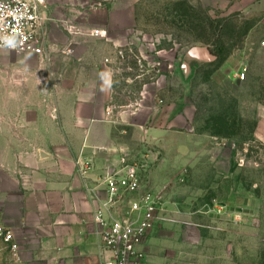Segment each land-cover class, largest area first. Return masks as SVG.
<instances>
[{"label":"rangeland","instance_id":"rangeland-1","mask_svg":"<svg viewBox=\"0 0 264 264\" xmlns=\"http://www.w3.org/2000/svg\"><path fill=\"white\" fill-rule=\"evenodd\" d=\"M249 1L48 0L45 56L0 54V66L22 62L36 77L46 72L38 67L62 70L88 47L110 73L116 124L153 109L161 123L175 111L180 127H190L175 159L198 158L196 173L169 163L166 140L146 151L165 198L147 242L153 264H263L264 16L249 12ZM205 47L216 60L190 56Z\"/></svg>","mask_w":264,"mask_h":264},{"label":"crops","instance_id":"crops-1","mask_svg":"<svg viewBox=\"0 0 264 264\" xmlns=\"http://www.w3.org/2000/svg\"><path fill=\"white\" fill-rule=\"evenodd\" d=\"M249 12L264 16V0H250ZM84 48L62 70L53 62L38 67L46 71L41 76H28L31 67L22 62L0 66V225L20 245L17 260L0 240V264H101L95 219L107 199L101 175L118 169L126 155L145 156L150 167L146 151L161 139L173 167L189 165L193 174L201 163L175 159L178 141L192 137L175 111L162 123L160 111L150 109L116 124L112 84L100 75L107 71ZM81 158L92 166L86 176L78 171ZM157 172L151 168L153 180Z\"/></svg>","mask_w":264,"mask_h":264},{"label":"built area","instance_id":"built-area-1","mask_svg":"<svg viewBox=\"0 0 264 264\" xmlns=\"http://www.w3.org/2000/svg\"><path fill=\"white\" fill-rule=\"evenodd\" d=\"M48 0H0V53L20 52L45 56L47 35L44 14ZM92 36H105L96 31ZM234 77L242 81L244 72ZM78 171L87 175L92 166L84 159L77 160ZM145 160L121 158L119 168L101 175L107 199L104 209L95 215L100 225L101 264H153L146 244L164 219L165 198L151 178ZM0 240L13 256L20 260V245L14 232L0 225Z\"/></svg>","mask_w":264,"mask_h":264},{"label":"water","instance_id":"water-1","mask_svg":"<svg viewBox=\"0 0 264 264\" xmlns=\"http://www.w3.org/2000/svg\"><path fill=\"white\" fill-rule=\"evenodd\" d=\"M190 56L192 58L202 60V61H214L216 56L211 54L208 48H194L190 51Z\"/></svg>","mask_w":264,"mask_h":264},{"label":"clouds","instance_id":"clouds-1","mask_svg":"<svg viewBox=\"0 0 264 264\" xmlns=\"http://www.w3.org/2000/svg\"><path fill=\"white\" fill-rule=\"evenodd\" d=\"M101 79L104 81V84L106 86H110L111 84V80H110V73L105 72V73H101Z\"/></svg>","mask_w":264,"mask_h":264},{"label":"trees","instance_id":"trees-1","mask_svg":"<svg viewBox=\"0 0 264 264\" xmlns=\"http://www.w3.org/2000/svg\"><path fill=\"white\" fill-rule=\"evenodd\" d=\"M263 264H264V257H263Z\"/></svg>","mask_w":264,"mask_h":264}]
</instances>
